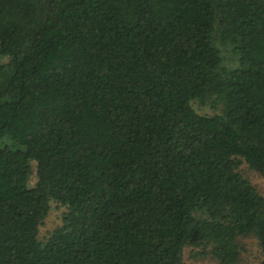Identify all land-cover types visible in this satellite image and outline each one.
<instances>
[{"label":"trees","instance_id":"1","mask_svg":"<svg viewBox=\"0 0 264 264\" xmlns=\"http://www.w3.org/2000/svg\"><path fill=\"white\" fill-rule=\"evenodd\" d=\"M242 165L264 184V0H0V264H264Z\"/></svg>","mask_w":264,"mask_h":264},{"label":"rangeland","instance_id":"2","mask_svg":"<svg viewBox=\"0 0 264 264\" xmlns=\"http://www.w3.org/2000/svg\"><path fill=\"white\" fill-rule=\"evenodd\" d=\"M196 106V103H194ZM198 110L211 113L217 110L212 106L199 105L197 104ZM243 173L247 175L251 181L257 186V188L264 194V184L260 176H258L254 171L248 169L245 165L241 166ZM35 180L33 173L30 174L28 179V184H32ZM61 207H56L54 202L50 203V207L43 221L38 225V236L43 237L47 234L49 230L52 229L54 225L59 222V214ZM240 248V257L237 264H258L260 259L259 247L256 243V240L253 236H245L239 238ZM191 247L198 248L196 246H185L182 250V262L181 264H219L216 260L211 258L209 255H198L191 254Z\"/></svg>","mask_w":264,"mask_h":264}]
</instances>
